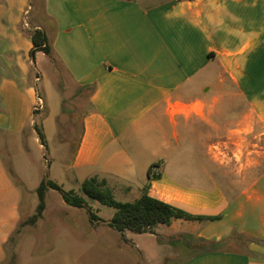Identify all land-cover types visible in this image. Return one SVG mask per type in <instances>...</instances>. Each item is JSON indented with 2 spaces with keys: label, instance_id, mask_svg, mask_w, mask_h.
I'll use <instances>...</instances> for the list:
<instances>
[{
  "label": "crops",
  "instance_id": "obj_1",
  "mask_svg": "<svg viewBox=\"0 0 264 264\" xmlns=\"http://www.w3.org/2000/svg\"><path fill=\"white\" fill-rule=\"evenodd\" d=\"M34 29L51 54L33 60ZM48 75L57 102L38 90ZM38 112L45 138L59 116L58 152L78 136L67 163L50 165L54 182L98 176L114 195L147 187L220 215L155 227L193 247L182 264H264V0H0V126L41 148L27 133ZM192 157L194 182L174 172ZM234 232L246 248L199 252L200 239L236 243Z\"/></svg>",
  "mask_w": 264,
  "mask_h": 264
},
{
  "label": "rangeland",
  "instance_id": "obj_2",
  "mask_svg": "<svg viewBox=\"0 0 264 264\" xmlns=\"http://www.w3.org/2000/svg\"><path fill=\"white\" fill-rule=\"evenodd\" d=\"M48 80L47 87L45 79H40L38 90L42 98L57 102L60 80L49 75ZM40 117L41 113L35 114L27 133L40 124ZM59 119L56 116L48 123V136L41 148L33 136L17 142L6 126H0V264H182L193 249L182 244L184 238L169 237L160 230L162 236L121 233L108 224L115 208L97 200L89 199L83 207L73 206L65 202L61 191L48 187L44 192L42 216L30 221L40 202L37 187L41 181H53L50 165L66 164L78 138L72 134L65 150L58 152V146L62 145ZM19 145L25 147L24 152ZM231 149L225 148L235 160ZM174 172L185 174L191 182L199 176L193 157L185 173L177 169ZM60 186L66 192H80V185L65 179ZM115 198L133 201L136 197L117 191ZM91 214L98 218L93 220ZM247 244L246 239H241L225 245L243 249Z\"/></svg>",
  "mask_w": 264,
  "mask_h": 264
},
{
  "label": "trees",
  "instance_id": "obj_3",
  "mask_svg": "<svg viewBox=\"0 0 264 264\" xmlns=\"http://www.w3.org/2000/svg\"><path fill=\"white\" fill-rule=\"evenodd\" d=\"M30 36L33 43L30 55L33 60L35 59L37 51H44L47 55L51 54V46L48 37L43 30L34 29L31 31ZM35 129L43 144L45 136L42 129L38 125H35ZM149 176L153 177L151 174V168L149 169ZM48 187L61 191L65 202L73 206L83 207L88 203L89 199H93L102 204L114 207L115 213L108 224L121 233H124L125 231H132L135 233H154L155 227L158 224H169L176 218L212 220L220 217V215H198L189 213L170 203L150 196L147 193V187L137 199L133 201H119L115 198L113 191L107 186L105 178L92 176L81 183L80 192L78 193L73 190L67 192L63 191L62 187L54 181L47 183L41 181L37 187L40 202L37 206V212L30 219L31 222L37 221L45 209L44 192ZM91 218L96 220L98 217L96 214H91ZM241 237H243L241 234L235 232L232 234L233 239L241 240L239 239ZM249 240L252 241L254 239L250 238ZM229 241H231L229 238L219 241L202 238L196 243V245L199 252H207L225 249V244Z\"/></svg>",
  "mask_w": 264,
  "mask_h": 264
}]
</instances>
